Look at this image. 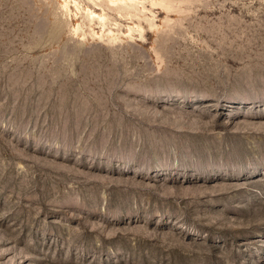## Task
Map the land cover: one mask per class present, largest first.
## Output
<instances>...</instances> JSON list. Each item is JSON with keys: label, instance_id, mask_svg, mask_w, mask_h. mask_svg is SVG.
<instances>
[{"label": "rangeland", "instance_id": "obj_1", "mask_svg": "<svg viewBox=\"0 0 264 264\" xmlns=\"http://www.w3.org/2000/svg\"><path fill=\"white\" fill-rule=\"evenodd\" d=\"M0 264H264V0H0Z\"/></svg>", "mask_w": 264, "mask_h": 264}, {"label": "bare ground", "instance_id": "obj_2", "mask_svg": "<svg viewBox=\"0 0 264 264\" xmlns=\"http://www.w3.org/2000/svg\"><path fill=\"white\" fill-rule=\"evenodd\" d=\"M91 13H92V16H93V17H95V16H96V14H95V13H93V11H92ZM100 17L102 18V15H100Z\"/></svg>", "mask_w": 264, "mask_h": 264}]
</instances>
